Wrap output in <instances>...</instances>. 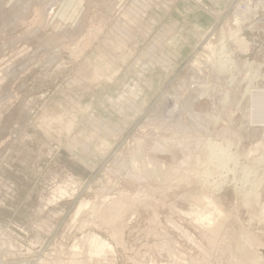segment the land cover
I'll use <instances>...</instances> for the list:
<instances>
[{
    "label": "rangeland",
    "instance_id": "374dc122",
    "mask_svg": "<svg viewBox=\"0 0 264 264\" xmlns=\"http://www.w3.org/2000/svg\"><path fill=\"white\" fill-rule=\"evenodd\" d=\"M18 1L0 0V264H264V0H141L131 20L134 0H63L46 24ZM230 31L252 57L218 74L206 45ZM208 142L232 180L205 179Z\"/></svg>",
    "mask_w": 264,
    "mask_h": 264
},
{
    "label": "bare ground",
    "instance_id": "6f19581e",
    "mask_svg": "<svg viewBox=\"0 0 264 264\" xmlns=\"http://www.w3.org/2000/svg\"><path fill=\"white\" fill-rule=\"evenodd\" d=\"M32 1L33 0H27L26 3H20L18 5L20 8V11H19L18 15L16 14L13 17L16 22H18L19 20L21 21V19L24 18V16L28 13V11L30 10L29 9L30 5L33 3ZM140 1L141 0H134L133 3H131L129 5L128 12L122 13L125 15L126 20H131L132 17L135 18L137 16V13L139 12V6H141ZM61 2H62V0H46V1L45 0L44 1L39 0L36 2V4L39 5L38 7H39L40 14H41L40 15V17H41L40 24H42L41 22H43V24L47 23V21L51 18L55 8ZM110 6H111V4H110ZM129 23H130V25H133L132 21H130ZM235 24H237V27H239L240 21H238V19H235ZM56 27L62 28L63 26H61V24H58V25H56ZM208 33L209 32H207V34ZM242 37H244V36H242ZM242 37L239 36L236 33V31H235V33L230 31L229 34L227 35V37H223L224 40L220 44H217L216 46L215 45L210 46V43H209L206 45V49L208 50L207 62H211L214 59V63H215L214 67L216 68V71L218 74H221V72L224 73L225 70H228L231 72V69L228 68V65H230V64H232L233 68L235 69V66L238 65L237 64L238 63L237 58H239V59L245 58L246 59V58L252 57V55H250L249 52L247 51V45H248L247 41H249V39L247 37L246 38L245 37L242 38ZM229 43H232L238 52L237 55H235L233 58L231 57V54L227 51L226 46ZM248 61H249V59H248ZM244 63L249 64V63H247V60L244 61ZM252 103L254 105V109L259 110L260 107L262 108V105H260L258 100L257 101L254 100ZM207 145L209 148H208V150H205L203 152L204 153L203 157H201L203 165H205V176H206L205 179H207V178L209 179V178L214 177V176H221L225 180L226 179L232 180V177H233L232 171L236 167V165H235V163H233L232 166L230 165L231 166L230 168L227 165L228 160H230V159H228L230 157V155L227 154L226 152H224L223 150H221L220 148H217L218 147L217 144L208 142ZM262 160H264V158L261 159V161H260L261 164H262ZM255 172H257V171H255ZM205 179L203 180V182H204L203 185H205V182L208 183L207 182L208 179L207 180H205ZM262 179L263 178L255 176L254 179L251 181L252 186L254 188V191H252V192L242 191V193H243L242 202L245 205V207L246 206L248 207L249 205H251V201H252L250 199L251 195L254 196L253 197L254 200L252 202H256L259 199L260 192L262 193V190H261L262 187H260L262 185ZM242 184L246 185L247 184L246 180L243 181ZM258 192H259V194H258ZM208 204H210V205L213 204V208H215V210H217V213H219V214L221 213V211L216 207L214 201L208 202ZM253 205H251L250 207H252ZM262 213H264V207L262 209ZM201 220L207 222L209 225H211L212 227L215 228V225L212 223V219L210 218L209 213H204ZM246 242H247V239H246ZM104 247H106L105 243L100 241L95 236H92L89 239V248H90L91 253L98 255L103 251ZM238 251L240 253L244 254L245 256L251 255V249L249 250V248L246 247V244H242V246L238 249Z\"/></svg>",
    "mask_w": 264,
    "mask_h": 264
},
{
    "label": "crops",
    "instance_id": "0c3cea01",
    "mask_svg": "<svg viewBox=\"0 0 264 264\" xmlns=\"http://www.w3.org/2000/svg\"><path fill=\"white\" fill-rule=\"evenodd\" d=\"M63 1V0H62Z\"/></svg>",
    "mask_w": 264,
    "mask_h": 264
}]
</instances>
